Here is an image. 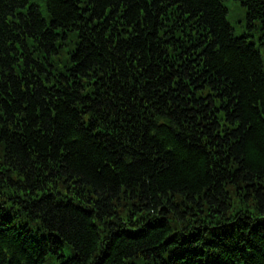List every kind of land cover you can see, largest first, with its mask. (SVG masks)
<instances>
[{
	"label": "trees",
	"instance_id": "1",
	"mask_svg": "<svg viewBox=\"0 0 264 264\" xmlns=\"http://www.w3.org/2000/svg\"><path fill=\"white\" fill-rule=\"evenodd\" d=\"M227 1L0 0V264H264V0Z\"/></svg>",
	"mask_w": 264,
	"mask_h": 264
},
{
	"label": "bare ground",
	"instance_id": "2",
	"mask_svg": "<svg viewBox=\"0 0 264 264\" xmlns=\"http://www.w3.org/2000/svg\"><path fill=\"white\" fill-rule=\"evenodd\" d=\"M125 24V21L124 22H120V23H118L117 24V26H122V25H124ZM116 30H120V27H117L116 28ZM88 33L89 34H91V31H88ZM221 233H222V235L223 236H225L226 235V232L225 231H223V230H221ZM251 238L249 237V239L248 238H242L241 236L239 237V242H240V244H241V246H244L245 245V243H247V241L248 240H250ZM228 240H230V238L229 239H227L226 241H228ZM227 243H229V242H227ZM225 245H226V242H225ZM183 250V249H182ZM231 249H229V251H230ZM246 256L249 258H252V252L250 251V250H248V252L246 251ZM239 255V254H238Z\"/></svg>",
	"mask_w": 264,
	"mask_h": 264
}]
</instances>
